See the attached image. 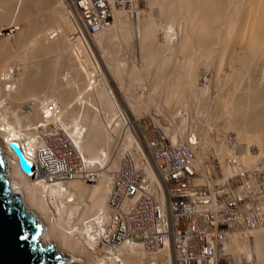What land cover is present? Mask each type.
Returning <instances> with one entry per match:
<instances>
[{
  "label": "bare ground",
  "instance_id": "6f19581e",
  "mask_svg": "<svg viewBox=\"0 0 264 264\" xmlns=\"http://www.w3.org/2000/svg\"><path fill=\"white\" fill-rule=\"evenodd\" d=\"M147 2L150 3V11L144 13L142 9L135 11L132 28L130 24L125 25L123 18L126 14L117 12L111 28L100 33L101 35L92 37H96L95 39H88L83 37L74 16L63 0H0L1 24L5 20L4 25L19 29L18 25L23 19L28 22L27 28L15 34L18 36L13 46L14 49L19 50L18 53L20 52L18 56L20 61L16 65L12 61V56L15 55L13 52L16 50L13 51L10 47L12 43H8L10 38L8 44L6 40H0V156L5 163L4 175L11 192L20 194L24 209L32 213L36 222L41 225L42 233L39 240L41 245H53L54 250L65 258V264L71 262L173 264V255L169 250L159 251L158 255L154 254L151 258L135 244H125L115 251L99 244L100 230L108 214L106 203L112 175L117 168L119 169L122 159L126 158L124 152L130 148L132 138L124 135L125 140L120 147L124 154L117 152L118 155L113 160L109 161V156L107 158L106 153H103L106 147L107 149L113 147L115 142L113 135H116L114 132L123 124L125 117L108 89L105 90L103 79L98 83H87V86L78 82L80 77L84 78L85 72H82V68L93 63L89 62L92 59L88 55L91 47L129 34L136 42L139 52L146 54L142 56L145 63L151 62L162 67L161 62L167 64L174 61L173 65H178L179 70L172 72L171 69V73H167L166 76L168 81L165 83L161 79L159 81L166 88L165 102L167 104L173 102L172 104L176 106L184 104L192 97L196 102L202 103L201 95L204 87H196L197 82L194 81L196 70L217 66L216 74L220 83L215 80L213 88L218 92L215 93L212 89V95L209 96L206 105L214 104L213 101L220 102L219 108H223V113L220 114L225 115L222 118L223 122L230 127L235 125L232 130L242 137L240 138L242 143L256 142L258 149L264 154V0H148ZM152 12L159 16L160 23L163 21L162 23L165 24L156 26ZM38 14L40 17H36ZM130 17L126 18L128 22ZM173 25L179 29L178 33L174 34ZM126 26L128 32L125 31ZM156 28L163 32V38L167 41L164 53L161 52L162 49L157 48L160 46L156 47L155 44ZM1 31L0 28V37ZM67 51L73 55V58L68 57V59L70 58V63L78 67L74 66L78 71H74L75 75L66 71L67 73H61L59 77V63L61 57L62 60L63 58L68 60L64 57ZM53 52L60 58L57 64L52 63L54 59L50 58ZM69 52L68 56H70ZM144 65L142 63L143 68ZM93 66L97 68L94 63ZM156 76L153 78L156 79ZM57 80L61 83L57 87L61 89L60 93L56 91L59 95L56 93V96H52L46 93L45 86L52 81L57 83ZM156 80L152 82L153 87L158 90L162 85ZM206 82L204 80V83ZM69 90L73 94L70 102L66 96ZM40 93L43 94L39 95ZM53 93L52 90L51 94ZM28 96L32 98L29 99L28 104H25L24 109L22 108L24 113L22 118L25 119L23 124L22 118L17 117L18 113L13 110L18 107L19 100L26 97L28 100ZM73 100L78 107L75 113L70 114L68 110ZM49 102L55 104L57 108V111L51 115L45 112V104ZM8 110L13 112L12 117L7 116ZM215 110L217 111V108ZM44 113L47 117L43 116ZM44 117L47 119H43ZM43 122L58 127L67 134L81 152V156H85L86 163L97 162L98 168L106 163L102 169L99 168L101 171L97 169L98 180L94 184L72 181L66 184L46 185L41 181L22 177L17 159L7 151L9 140H15L23 146L25 152L32 154L40 144L37 127L44 124ZM183 128L181 125L165 130L172 143L185 140L188 134L184 136ZM197 142L195 156L199 166L206 159L215 158L222 161L234 153L238 154V158L245 166H251L256 161L255 156L258 155V153L248 154L247 147L245 148L247 153H244L242 147L244 145L240 144L241 142L235 145L237 152L231 154L232 149H227L223 143L222 129L216 131L214 138H210L206 130H199ZM209 146L213 148V155L208 153ZM131 154L138 165L140 153ZM225 174L230 173L228 171ZM227 248L236 264L251 262L253 257L254 264H264V229L233 232Z\"/></svg>",
  "mask_w": 264,
  "mask_h": 264
},
{
  "label": "built area",
  "instance_id": "2783aa9c",
  "mask_svg": "<svg viewBox=\"0 0 264 264\" xmlns=\"http://www.w3.org/2000/svg\"><path fill=\"white\" fill-rule=\"evenodd\" d=\"M63 1L83 37L90 39L111 28L117 12L132 17L144 0ZM56 111L55 104H45L47 115ZM43 123L32 154L9 140L31 165L30 173L19 168L22 177L46 185L94 184L98 173L85 164L71 140L58 127ZM197 145L192 133L177 143L157 133L145 140L138 165L130 155L122 160L111 179L101 246L115 251L135 244L146 253L169 250L173 264H236L227 248L231 234L264 229V166H245L236 154L222 161L206 159L199 166ZM7 151L16 158L10 147Z\"/></svg>",
  "mask_w": 264,
  "mask_h": 264
},
{
  "label": "rangeland",
  "instance_id": "374dc122",
  "mask_svg": "<svg viewBox=\"0 0 264 264\" xmlns=\"http://www.w3.org/2000/svg\"><path fill=\"white\" fill-rule=\"evenodd\" d=\"M147 1L148 0H144L139 5L137 11L138 10L140 11L141 9L143 10V13L150 11L151 6H150V3ZM126 16H124V18H123L124 22H126L125 25L130 24V26H131L130 28H132L134 26V23H133L134 21H132V20L135 18V16L130 17V20H129L130 22H128L126 20V18H129V16H127V17ZM36 17H40V15L38 14ZM152 18L154 19V22H156V26L163 22V21H161V23H160L159 22L160 21L159 16L154 15L153 12H152ZM24 21H25V19H23L21 21V23H19V25H18L19 29L10 28L7 25H4V23L6 24L5 20H4V22L2 20V22H3L2 24L0 22V28L2 29V31H1L2 36L0 37V40H6L5 41L6 43L10 40L8 43L9 44L12 43V44H10V47H12L11 49L13 51L16 50V48L14 49L13 43H14L16 37L18 36L15 34L16 33L19 34L22 31L21 29L24 30V28L28 27L27 20L25 21V23H24ZM162 24H165V23H162ZM173 27H174L173 28L174 34L178 33L179 29L177 28V26L173 25ZM155 30H156L155 33L157 34V35L155 34L156 35L155 38L157 40V41L155 40L156 47L159 45L160 47H157V48L160 50L162 49L161 52H163L165 44L167 43V41L165 38H163V32L161 30H159L157 28ZM125 31H127V32L129 31L127 26H126ZM98 35H101V34H98ZM11 38H12V40H11ZM95 38L96 37H94L92 39H95ZM130 38H131V36L129 34L125 35V37L118 36L117 39L115 37L111 40H107L105 42H102V43H105L106 45L101 43L100 45H96L94 48L91 47L90 53L88 55H89L90 59H92V60L89 62H93L94 65L97 66V68H95V66H93V63L86 65L84 68H82L83 69L82 72L87 73V74H85V73L83 74L85 79L82 77L84 79L83 80L80 77L78 80V82L80 84H85V86H87V83L88 84L89 83L94 84V83H98L99 81H102V79H103L102 82H104V84H105V90L108 89L113 100L118 105V109L120 110V112L125 117V120L122 121L123 124L119 128H117L116 131L114 132L116 135H113V138L115 141L113 147L112 148L109 147V149H107V147H106L103 151V153H106L107 158L109 156V161L113 160L114 157H116L118 154H121V153L122 154L125 153L126 154L125 156H128L132 152L133 153L131 155H134L136 152L143 151L145 140L146 139L148 140V138L149 139L153 138L157 133H162V134L166 135V137L170 140V138L167 136V132H165V130L166 129L170 130L172 127H175V126L180 127L182 125V127H184L183 129H185L184 130V136H186V134L192 133L196 136L197 141H198V132L201 129L206 130V132L208 133V136H210V138H214V136L216 135V131L218 129H222V132L224 135V142L223 143L227 149H230V148L232 149V150L230 149L232 151L231 154H233L234 152H237L238 149H236L237 148L236 146L241 142L240 144L244 145V146H242L244 151H245V148L247 147L246 149L248 151V154L255 155L256 153H258V155H259V156L258 155L255 156L256 161L254 163H252L251 165H253V164L254 165L255 164L262 165L263 164V166H264V154H262V152L258 149L256 142L252 141V142H249V144H246L245 142L242 143V140H240V138H242V137L239 134H237L236 131L232 130V128H235V125L233 127H230L223 122L222 118L225 115L220 114V113H223V111H222L223 108L222 107H220L221 109L219 108L220 102L217 100L219 103L213 101L214 104L210 103V104H208V106L206 105L207 104L206 102L208 101L209 96L212 95V89H214L213 88V82L215 80H217V82H218V79H219V77L216 74L217 66L212 65V66H209V67L204 68V69L196 70V75L194 78V81L197 82L196 87H200V88L204 87L203 91H202L203 93L201 95L203 98L202 103L196 102V99H194L192 97L191 99L189 98L188 100H186V102L184 104H181V105H177V106L173 105L174 104L173 102H172L173 104L172 103L167 104L165 102L166 101L165 97L167 95L165 93L166 88L164 87V85H162V82L164 81L163 83H165L168 81V77L166 78V76L168 75L167 73H169V72L171 73V71L177 72L176 70H179L178 65L176 66L174 64L176 66V69H174L175 68V66L173 65L174 61H173V63H172V61L168 62L167 63L168 65L166 63L164 64L163 62H161L163 65L162 67H161V65L159 67V66H157V64L151 63V62L145 63V61H143L142 56H145L146 54H144V52L140 53L139 48L136 45V42L134 41L133 38H131V39ZM88 41H89V43H91L90 40H88ZM173 41H175L174 38H173ZM18 51L19 50H16L15 52H13V55L14 54L15 55L12 56V59H13L12 61H13V63H15V65L17 62L20 61L19 57H18L20 52L18 53ZM68 52L69 51L64 53V55L66 54V56H64V57H67L66 59H68V57L73 58L72 57L73 55H71V52H69L70 56L67 55ZM52 54H53V56H52ZM52 54L50 57L51 60L54 59L52 61V63H54V64L59 63L60 58H58L57 53L53 52ZM56 57H57V59H56ZM14 58H15V60H14ZM69 59L65 60L63 58V60H62V57H61V61L59 63L60 64V66H59L60 67L59 68L60 69L59 70L60 75H58L59 77L61 76V73H64V72L65 73L71 72V74H73L74 71H76V72L78 71V69H75L78 67H76L74 65V63L73 64L70 63ZM54 61L55 62L57 61V62L55 63ZM62 62L65 64H63ZM66 63H67V65H66ZM68 63H70V64H68ZM142 63H143V65L145 64L144 68L142 66ZM169 63H172V64H169ZM159 64H160V62H159ZM74 66H75V68H74ZM155 66H157L159 68H157ZM85 68H86V70H88V72L85 70ZM87 68H89V69H87ZM153 68H155V69H153ZM156 69H159V70H156ZM165 71H168V72H165ZM76 72L74 73V75L76 74ZM134 72L136 75L134 74ZM136 72L138 74L140 73L141 75L140 74H139L140 76L137 75ZM162 73H165V74H162ZM86 75H87V77H86ZM155 75L158 76V77L156 76V79L158 81H159V79H161V81L163 80L162 82L159 81L162 86H159L160 88H158V86H157L158 90L155 87H153V82H155V80H156L155 78H153V76L155 77ZM98 76H100V78ZM137 76H139V77H137ZM160 76H161V78H160ZM134 77L136 79H134ZM163 77H165V79ZM139 79L141 80L142 83L140 82ZM85 80L87 81L86 83H85ZM169 80H170V78H169ZM204 80H206L207 82L204 83ZM138 81H139V83H138ZM59 82H60V80H59ZM59 82H58V80H57V83L56 82L54 83L52 81L51 84H48L47 86H45V87H47V88H45L46 89L45 92L49 93L52 96H56L58 93H60L59 90H61L60 88L57 89V87H59V85H61V83H59ZM151 82H152V85H151ZM218 83H220V82H218ZM154 88L156 90H154ZM161 88H163V89H161ZM50 90H51V92H50ZM52 90L54 92L53 94H51ZM214 90H215V93L218 92V90H216V89H214ZM153 91H155V92H153ZM68 93L69 94H67L66 96H67V99L68 100L70 99V100L69 101L67 100V101L70 102V101H72L71 99H73V97H72L73 94L71 93L70 90ZM42 94L43 93H40L39 95H42ZM84 95L88 96L87 93H84ZM69 96H71L72 98ZM31 98L32 97L28 96V100L26 97V98H22V100H19V103H18V101H16L18 103V107L13 111L16 114L18 113L16 115L17 117L18 116H20L19 118L24 117L23 116V114H24L23 113V109H24L23 107L25 106V104H28V102H30ZM163 101H164V103H163ZM72 103L70 104L71 107L69 106V110H68V112H70V114L75 113L77 111V107H78L76 102H74V100ZM165 104H167V105H165ZM216 104H217V106H216ZM164 105L168 106V107H165ZM172 105L174 106L175 109L172 108L173 107ZM70 108H73V109H70ZM216 108H217V111L215 110ZM21 109H22V111H21ZM166 109L170 110V111H167ZM72 110H73V112H72ZM9 111H11V110L7 111L8 112L7 116L12 117L11 115L13 112L11 113ZM179 111L181 113H178ZM135 115H137V116H135ZM21 120H22L21 122L23 124H25V119L22 118ZM152 120H153V122H152ZM137 124H138V126H137ZM184 124H185V126H183ZM150 131H151V133H150ZM119 133H121V134H119ZM65 135H67V134H65ZM117 135L119 136V138H117L118 137ZM124 135L125 136L129 135L130 139L132 138L131 142L132 143L134 142V143L133 144L131 143L130 148L123 153V150L121 151L120 147L122 145L123 140H125ZM149 135H151V136H149ZM67 137H68V135H67ZM229 138H231V141H229L230 140ZM135 142H137V143H135ZM170 142H171V140H170ZM134 144H137V146H140L139 148H141V150H138L139 148L136 147ZM247 145L249 146V149H248ZM250 145H252V146H250ZM234 146H235V148H234ZM211 148H212V146L208 147V150L210 149L208 151V153H210V154L212 153V155H213V153H214L213 148L212 149ZM134 151H135V153H134ZM247 151H245L244 153H247ZM117 152H118V154H117ZM259 153L262 155H260ZM80 154H81V152H80ZM236 155H238V154L236 153ZM82 158H83V161L85 162V160H86L85 156H82ZM102 158H103V156H102ZM85 164L88 165V167L91 168L92 170H96V172L98 173V171H101L100 169H102L106 163L101 165L99 167L100 169L98 168L99 164L97 162L95 163L94 161H91L90 164H88V162L87 163L85 162ZM95 164H97V165H95ZM121 164H122V161L120 162L119 168H120ZM97 169H98V171H97ZM117 170H118V168L115 171H117ZM18 196L20 197V200H21L20 194H18ZM258 230H261V229H258ZM241 232H243V231H241ZM100 248H101V246H99V249ZM154 254L158 255L159 253L158 252H154L151 254L146 253V255L147 256L150 255L151 258H152V256H154ZM253 258L251 259V260H253V261H251L252 264L255 263L254 262L255 258L254 259Z\"/></svg>",
  "mask_w": 264,
  "mask_h": 264
},
{
  "label": "water",
  "instance_id": "95a60500",
  "mask_svg": "<svg viewBox=\"0 0 264 264\" xmlns=\"http://www.w3.org/2000/svg\"><path fill=\"white\" fill-rule=\"evenodd\" d=\"M8 146L16 154L18 167L30 173L31 165L18 145L12 142ZM4 171L5 163L0 156V264H65V258L53 245L42 246L39 242L42 227L24 209L18 194L11 192Z\"/></svg>",
  "mask_w": 264,
  "mask_h": 264
}]
</instances>
